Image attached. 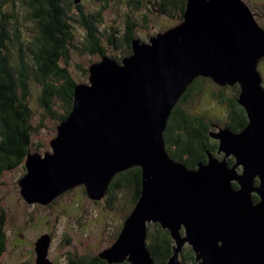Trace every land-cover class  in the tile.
I'll return each instance as SVG.
<instances>
[{
	"label": "water",
	"instance_id": "1",
	"mask_svg": "<svg viewBox=\"0 0 264 264\" xmlns=\"http://www.w3.org/2000/svg\"><path fill=\"white\" fill-rule=\"evenodd\" d=\"M263 58L264 27L244 0H187L176 25L147 41L134 37L131 53L121 60L103 55L89 65L88 82L75 85L73 107L57 125L50 150L27 154L18 181L22 198L47 205L83 185L97 201L115 174L140 166L141 194L101 258L156 264L147 226L158 222L174 240L161 264H185V244L195 264H264ZM198 76L219 85L238 83L236 100L248 123L239 131L210 132L224 156L207 151L205 162L189 168L169 155L164 131ZM50 242L47 233L36 239V264H53Z\"/></svg>",
	"mask_w": 264,
	"mask_h": 264
},
{
	"label": "trees",
	"instance_id": "2",
	"mask_svg": "<svg viewBox=\"0 0 264 264\" xmlns=\"http://www.w3.org/2000/svg\"><path fill=\"white\" fill-rule=\"evenodd\" d=\"M22 1L27 4L28 18L39 26V31L36 35H32V39L23 37L19 26L20 21L3 10L2 6L6 0H0V175L18 166L25 167L27 154L33 152L31 151L33 133L37 129L35 130L36 127L32 121L33 111L29 104L33 94L30 88L31 80L35 79L42 85L37 103L48 115L58 121L57 125L67 117L73 107L74 87L79 82L68 67L71 59L70 46L74 37L69 20L72 17L68 14L71 6L78 8L82 26L85 28L83 34L85 50L91 54L99 53L103 56L108 46L102 44L96 25V21H101V10L87 14L82 4H75L74 0ZM186 3L187 0H159L156 4L154 3V6L163 12L170 13L177 21H181ZM129 4L132 7H141L137 0H131ZM126 26L122 38L127 49L124 55L131 53V41L137 37L135 29L138 23L128 17ZM107 43L118 48L114 34ZM124 55L115 59L121 60ZM84 71L89 74L88 69ZM210 79L206 76L194 78L172 109L164 131L165 146L169 155L189 168L196 167L200 161L205 162L208 158L207 151L215 152L217 146V142L208 134L210 121L203 115L190 113L184 107V103L194 94L196 88L203 81ZM228 86H232L236 94L229 100L228 119L224 125L233 131H239L248 123V117L245 108L236 100L240 90L239 84ZM56 101L60 102L62 110H56ZM233 184L237 186L236 182ZM81 186L83 194L87 196L84 186ZM125 187L132 189L130 200L133 208L141 194L140 166H133L115 174L105 196L114 199L117 191ZM253 197L256 198V193ZM4 226L5 215L2 211L0 213V256L4 253L7 244ZM173 244L174 240L168 229L163 228L158 222L148 224L147 247L156 264L168 260L172 254ZM186 245L188 249L184 253L181 251V260L185 263L187 260L196 263L192 247L189 244L184 246ZM69 259H71L69 264H73V258ZM100 262H103L102 259ZM20 264L33 263L25 261ZM74 264H95V255L79 258L76 262L74 261ZM119 264H129V262L125 260Z\"/></svg>",
	"mask_w": 264,
	"mask_h": 264
},
{
	"label": "rangeland",
	"instance_id": "3",
	"mask_svg": "<svg viewBox=\"0 0 264 264\" xmlns=\"http://www.w3.org/2000/svg\"><path fill=\"white\" fill-rule=\"evenodd\" d=\"M130 1L78 0L75 2L82 4L87 14L101 10L102 18L101 21H96V25L102 44L108 45L104 54L108 57L118 58L126 54L127 49L122 38L127 28L128 17L138 23L135 29L136 36L144 41H147L150 35L162 32L180 22L170 13L154 6L159 0H137L140 2V8L132 7ZM244 1L255 14L258 23L264 27V0ZM26 6L27 4L22 0H6L2 8L20 21L23 37L31 38L32 35L37 34L39 26L28 18ZM68 14L72 17L69 20L74 32L68 67L77 82H88L89 74L84 69H88L92 62L99 61L102 55L91 54L83 47L85 28L82 26L78 8L71 6ZM113 34L118 48L107 43ZM259 70L264 85V59L259 62ZM30 86L33 94L29 104L33 111L32 121L35 130L37 129L33 133L31 151L42 154L50 150L49 143L56 134L58 121L48 115L37 103L42 85L33 79L30 81ZM235 94L236 90L232 86L219 85L212 82V79L205 80L186 100L184 107L192 114L203 115L210 122L222 125L228 119L229 100ZM56 102V110H62L60 102ZM25 171V167L18 166L0 175V213L3 211L5 215L4 229L7 236L6 249L0 256V264H20L25 261L36 264L35 241L42 233H49L52 236L47 257L53 264H69L71 261L69 258H73L74 264L79 258L95 255L113 243L132 208L131 188L125 187L117 191L114 199L105 196L93 201L83 194L82 186L78 185L56 197L52 204H29L22 198L18 184ZM187 249L188 246H184L183 253ZM185 264L195 263L187 260Z\"/></svg>",
	"mask_w": 264,
	"mask_h": 264
},
{
	"label": "flooded vegetation",
	"instance_id": "4",
	"mask_svg": "<svg viewBox=\"0 0 264 264\" xmlns=\"http://www.w3.org/2000/svg\"><path fill=\"white\" fill-rule=\"evenodd\" d=\"M209 121V120H208ZM219 127H226L224 124H222V125H219V124H217V123H213V122H210V126H209V129H208V134H209V136H210V138L212 139V140H214V141H216L217 142V146L215 147V152H212V151H209V152H211V153H213L214 155H216L217 157H219V158H222L223 156H224V152H218V146H219V139L218 138H215V137H213V136H211L210 135V132H213V131H216ZM231 158H233V161H231ZM227 161H228V163L230 164V165H232L233 163H234V161H235V158H234V156L233 155H230V156H228V158H227ZM242 169V167L241 166H239L238 167V170H241ZM256 183H258V179H256V181H255ZM253 196H254V194H253ZM254 199L255 200H258V195L256 194V198L254 197ZM54 203V202H53ZM52 204V203H51ZM121 229V228H120ZM43 234V233H42ZM41 234V235H42ZM47 234H49V233H47ZM119 234V233H118ZM41 235H39V236H41ZM50 236H51V234H49ZM117 237V236H116ZM38 238V237H37ZM116 239V238H115ZM51 240H52V236H51ZM51 243V242H50ZM102 259V261L103 262H100V260ZM95 264H119V262L118 263H109L106 259H103V258H101L100 256H99V252L97 253V254H95Z\"/></svg>",
	"mask_w": 264,
	"mask_h": 264
}]
</instances>
